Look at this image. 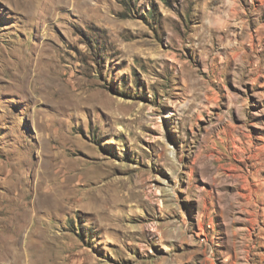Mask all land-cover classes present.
I'll list each match as a JSON object with an SVG mask.
<instances>
[{"label": "rangeland", "instance_id": "1", "mask_svg": "<svg viewBox=\"0 0 264 264\" xmlns=\"http://www.w3.org/2000/svg\"><path fill=\"white\" fill-rule=\"evenodd\" d=\"M0 264H264V0H0Z\"/></svg>", "mask_w": 264, "mask_h": 264}, {"label": "bare ground", "instance_id": "2", "mask_svg": "<svg viewBox=\"0 0 264 264\" xmlns=\"http://www.w3.org/2000/svg\"><path fill=\"white\" fill-rule=\"evenodd\" d=\"M229 15H231V14H229ZM48 194H49V193H48ZM47 197H48V196H47ZM48 200H49V199H48ZM48 200L45 199V201H48ZM21 247H22V246H21ZM21 247H20V249H21ZM20 249H19V251H21ZM22 249H23V248H22ZM27 249H28V248H27ZM24 250H25V249H24ZM22 251H23V250H22ZM28 251H29V249H28ZM19 254H20V253H19ZM29 255H30V254H29ZM29 255H28V256H29ZM10 257H11V256H10ZM19 260H20V259H19ZM21 260H22V259H21ZM16 261H17V260H16ZM20 262H21V261H20ZM21 263H22V262H21Z\"/></svg>", "mask_w": 264, "mask_h": 264}]
</instances>
